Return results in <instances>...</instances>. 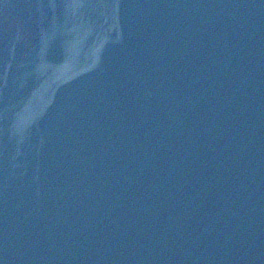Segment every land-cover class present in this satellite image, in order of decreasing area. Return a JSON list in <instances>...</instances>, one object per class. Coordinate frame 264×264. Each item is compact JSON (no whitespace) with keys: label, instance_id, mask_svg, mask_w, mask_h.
<instances>
[{"label":"water","instance_id":"obj_1","mask_svg":"<svg viewBox=\"0 0 264 264\" xmlns=\"http://www.w3.org/2000/svg\"><path fill=\"white\" fill-rule=\"evenodd\" d=\"M264 227V0H0V264H232Z\"/></svg>","mask_w":264,"mask_h":264}]
</instances>
